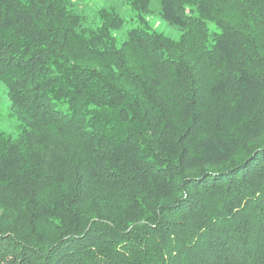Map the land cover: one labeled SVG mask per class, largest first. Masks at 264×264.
Wrapping results in <instances>:
<instances>
[{
    "label": "trees",
    "instance_id": "16d2710c",
    "mask_svg": "<svg viewBox=\"0 0 264 264\" xmlns=\"http://www.w3.org/2000/svg\"><path fill=\"white\" fill-rule=\"evenodd\" d=\"M129 5L0 0V264H264V0Z\"/></svg>",
    "mask_w": 264,
    "mask_h": 264
},
{
    "label": "rangeland",
    "instance_id": "374dc122",
    "mask_svg": "<svg viewBox=\"0 0 264 264\" xmlns=\"http://www.w3.org/2000/svg\"><path fill=\"white\" fill-rule=\"evenodd\" d=\"M76 13L85 16L87 24H91L97 19V12L102 9L113 8L126 21L124 28L116 33L120 43L127 38V31L134 27L131 18L133 11L129 5L131 0H69ZM152 14L146 17V21L152 29L164 34L171 39L178 40L181 30L169 25L161 18V0H150ZM8 89L0 82V132L8 135L17 136L19 133V123L13 115L11 101L7 95Z\"/></svg>",
    "mask_w": 264,
    "mask_h": 264
}]
</instances>
